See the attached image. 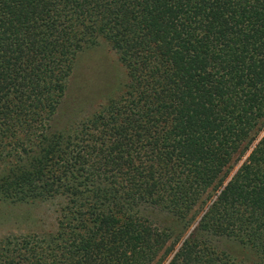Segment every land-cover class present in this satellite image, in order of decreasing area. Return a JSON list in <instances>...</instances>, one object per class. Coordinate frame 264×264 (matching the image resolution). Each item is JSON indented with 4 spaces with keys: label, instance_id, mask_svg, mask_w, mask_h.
<instances>
[{
    "label": "trees",
    "instance_id": "trees-1",
    "mask_svg": "<svg viewBox=\"0 0 264 264\" xmlns=\"http://www.w3.org/2000/svg\"><path fill=\"white\" fill-rule=\"evenodd\" d=\"M97 37L125 80L51 130ZM53 197L0 264H264V0H0V200Z\"/></svg>",
    "mask_w": 264,
    "mask_h": 264
},
{
    "label": "rangeland",
    "instance_id": "rangeland-1",
    "mask_svg": "<svg viewBox=\"0 0 264 264\" xmlns=\"http://www.w3.org/2000/svg\"><path fill=\"white\" fill-rule=\"evenodd\" d=\"M125 80L124 69L109 43L97 37L75 56L63 96L49 120L51 130L64 128L92 112L107 96L116 94ZM60 199L58 197L26 202L0 200V240L6 235L52 232ZM156 225L163 214L153 210ZM160 221V222H159ZM212 242L220 245L219 239Z\"/></svg>",
    "mask_w": 264,
    "mask_h": 264
}]
</instances>
